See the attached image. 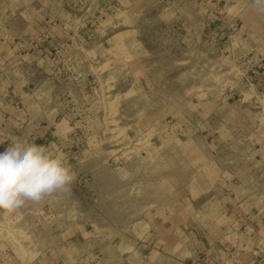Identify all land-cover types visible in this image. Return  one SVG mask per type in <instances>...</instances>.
<instances>
[{"label":"rangeland","instance_id":"374dc122","mask_svg":"<svg viewBox=\"0 0 264 264\" xmlns=\"http://www.w3.org/2000/svg\"><path fill=\"white\" fill-rule=\"evenodd\" d=\"M19 77L26 99L0 117V151L43 135L76 178L0 212L4 264H193L227 206L247 223L229 264H264V14L251 0H0V86ZM165 227L174 243L149 255Z\"/></svg>","mask_w":264,"mask_h":264},{"label":"clouds","instance_id":"9594fccd","mask_svg":"<svg viewBox=\"0 0 264 264\" xmlns=\"http://www.w3.org/2000/svg\"><path fill=\"white\" fill-rule=\"evenodd\" d=\"M251 3L264 14V0ZM4 142L0 140V145ZM75 178L62 153L34 142H11L0 151V212L11 214L26 202L68 192Z\"/></svg>","mask_w":264,"mask_h":264},{"label":"crops","instance_id":"0c3cea01","mask_svg":"<svg viewBox=\"0 0 264 264\" xmlns=\"http://www.w3.org/2000/svg\"><path fill=\"white\" fill-rule=\"evenodd\" d=\"M228 4H236L239 2V0H226ZM226 23V22H223ZM213 26V25H212ZM227 27V24L225 25ZM224 26V27H225ZM215 29V27H214ZM213 33V31H211ZM220 34L225 35L226 32H220ZM227 35V34H226ZM221 37V36H220ZM21 78H15L12 80H2V84L5 86H0V117H5L6 114H12L14 117V113H16V104L20 105L21 103H24L25 97V90L22 91L20 88H16V85L18 83H21ZM12 85V86H11ZM12 119V118H11ZM19 126H14L12 128V134L16 132V129H18ZM5 128L2 127V130ZM31 129V128H30ZM5 136V135H3ZM11 136V135H9ZM15 140V139H14ZM48 141V138L42 136H37V134L33 133L30 134L27 138V142L29 143H37L41 145L47 146L49 149H52L53 142L49 140V143L45 142ZM225 198L221 200L220 205H222ZM229 203V200H228ZM226 205V204H225ZM222 207V206H221ZM220 209V208H219ZM238 208L236 207H226L225 209H220V215L216 219L211 220L210 222H206L204 227H213V230L210 231L208 234V230L204 229L202 230L205 234V241L202 242L201 239L198 241L199 245L198 247L191 253V259L189 260L190 263L193 262V264H229V262L232 261V257L234 255H243V253H239L238 251L242 249V244L244 243V239H246V220L244 218H240V215H236V211ZM233 213V215L237 218L234 222L231 220L229 223V215ZM229 223V224H228ZM194 225V227H200L202 225V222L196 223L192 222L191 225ZM202 228V227H201ZM168 229V228H167ZM161 230V229H160ZM169 230V229H168ZM175 230V229H173ZM166 227L162 228V230L159 232V235L156 236L154 241H151V248L149 250L150 254L157 255H164L166 253V249L172 246L170 244L171 242L174 243L176 232L172 233L167 236L164 234L166 232ZM196 243V241H195ZM161 245H164L161 247ZM197 245V243H196ZM51 250V249H49ZM233 251V252H232ZM60 259H63V256H59ZM6 255L5 253L0 252V264L6 263ZM59 259V258H58ZM240 259V257H239Z\"/></svg>","mask_w":264,"mask_h":264}]
</instances>
